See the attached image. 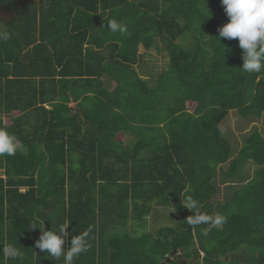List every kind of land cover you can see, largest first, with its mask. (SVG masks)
I'll return each mask as SVG.
<instances>
[{"label": "trees", "instance_id": "obj_1", "mask_svg": "<svg viewBox=\"0 0 264 264\" xmlns=\"http://www.w3.org/2000/svg\"><path fill=\"white\" fill-rule=\"evenodd\" d=\"M19 10L0 17V264H264V132L224 127L264 117V0Z\"/></svg>", "mask_w": 264, "mask_h": 264}, {"label": "rangeland", "instance_id": "obj_2", "mask_svg": "<svg viewBox=\"0 0 264 264\" xmlns=\"http://www.w3.org/2000/svg\"><path fill=\"white\" fill-rule=\"evenodd\" d=\"M34 1H40V0H17L13 5L7 6V7H0V17H2L5 20H10L12 17H14L16 14L20 12V8H24L26 4L29 2ZM140 53L142 54V58L145 62V66L152 67L155 66L159 69H166L168 67V56L166 51L161 48L160 51L156 50L155 48L147 49L144 46H140ZM138 68V67H137ZM74 103H72V106ZM194 106L191 105L190 108H193ZM239 120V121H238ZM263 130L264 132V117L259 119L258 121H242V119H238L234 112H230L228 116V120L225 124V128H228V130L235 136L236 139L239 141H242L244 138V134L250 133L254 126H256ZM128 138V137H127ZM125 139V138H124ZM18 146V143L15 140L8 141V143L5 144V147L9 146ZM246 167L245 171H248ZM223 193H220L219 199H222ZM164 223H168L167 219L163 220ZM233 256H236L238 259V264H252L249 254L246 250H243L240 253H235ZM227 258V257H226ZM229 259V258H228ZM197 260V258H188L185 256V250H178L173 253H171L167 260L165 261V264H188L189 261Z\"/></svg>", "mask_w": 264, "mask_h": 264}]
</instances>
